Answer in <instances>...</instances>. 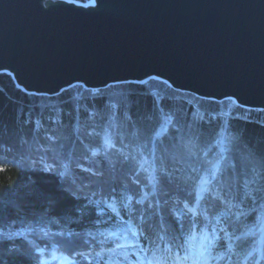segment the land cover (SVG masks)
Segmentation results:
<instances>
[{"label":"trees","instance_id":"obj_1","mask_svg":"<svg viewBox=\"0 0 264 264\" xmlns=\"http://www.w3.org/2000/svg\"><path fill=\"white\" fill-rule=\"evenodd\" d=\"M163 81L114 83L100 88V93L76 83L63 93L33 95L10 73L0 72L2 264H36L39 254L35 246L46 249L44 257L50 256L53 246L69 254L87 252L90 244L93 255L101 247H112L111 241L98 243L107 235L103 229L118 228L117 217L105 201L114 202L123 219L130 214L134 225L140 224L143 213L141 227L155 238L161 218L166 226L174 225L173 210H181L184 202L193 206L194 195H188L194 187L190 177L198 181V176L191 168L201 167L199 175H203L210 166L207 162L219 159L221 147L227 151L217 173L220 199L206 195L198 210H206L213 223L220 216L219 226L234 233L233 248L239 255L229 258L221 247L217 251L224 259L219 264H264V249L258 251L264 235V109L247 108L230 98L219 101L197 96ZM162 115L170 116L172 123L153 143ZM106 129L115 145L107 151L103 148ZM49 136L54 139H47ZM97 148L100 153L94 157L91 151ZM42 157L46 163L56 164L53 173L40 171ZM63 164L68 165V172L61 177ZM153 176L156 180L150 183ZM144 193L147 199L137 204ZM222 201L236 205L226 219L223 214L228 209ZM240 212L245 215L237 219ZM197 219L206 222L202 215ZM148 225L156 230L149 232ZM249 230L254 234L243 235ZM20 231L25 236L13 235ZM237 236L241 239L235 240ZM248 252H253L251 257ZM117 257L119 252L113 259Z\"/></svg>","mask_w":264,"mask_h":264},{"label":"water","instance_id":"obj_2","mask_svg":"<svg viewBox=\"0 0 264 264\" xmlns=\"http://www.w3.org/2000/svg\"><path fill=\"white\" fill-rule=\"evenodd\" d=\"M165 1L123 0L118 5L101 0L103 11L112 7L118 16L80 10L45 16L28 5L38 19L58 24L61 31L19 19V10L11 12L0 21V30L8 31V38L0 39V72L13 76L4 68L10 64L26 79L22 83L27 88L13 76L19 86L48 95L74 83L96 89L149 76L168 81V75L175 81L168 83L178 90L216 100L234 96L241 106L264 109V0H182L184 6L162 12ZM7 2L0 0V7ZM138 5L137 11L144 7L160 11L168 22L132 20L130 10ZM19 7L27 8L22 1ZM14 15H18L14 26L8 28L7 19ZM33 49L44 52L45 59L32 58L37 56ZM90 55L95 60L85 58ZM198 62V73H190L186 63ZM76 75H83L87 82L73 81ZM64 81L60 89L55 88ZM34 85L51 91H37Z\"/></svg>","mask_w":264,"mask_h":264},{"label":"snow or ice","instance_id":"obj_3","mask_svg":"<svg viewBox=\"0 0 264 264\" xmlns=\"http://www.w3.org/2000/svg\"><path fill=\"white\" fill-rule=\"evenodd\" d=\"M156 80L159 81L160 77L158 76H149L146 80H140L137 83L140 85H146L149 81ZM165 85L171 87L168 84V81H163ZM106 87H112L111 85H106ZM92 91L93 93H100L102 90L99 88L96 89H86ZM66 89H60V92H65ZM33 95H35L33 93ZM159 103V102H157ZM115 108L116 105L111 106ZM161 112L163 110L161 109ZM163 123L160 125L159 131L156 132V136L153 138V143L156 138H159L161 134L168 131V125L172 123V119L168 115H162L161 117ZM40 121H35L37 128L40 127ZM47 139L52 140L54 137H47ZM222 142L218 141V144ZM115 145L112 141V134L107 131L104 132L103 136V148L105 151L108 149L114 148ZM47 151V150H45ZM154 151V149H153ZM227 151L226 148L221 147V150L218 154L219 159L215 162L208 161L210 165L205 168L203 175H199L201 172V167H192L191 171L196 173L198 176V181L196 177H190L193 181V191L189 192V197L194 195V204L190 206L188 202L183 203V208L179 211L173 210L171 213L174 225L172 223L165 225L163 218H161V223L159 229L156 230L152 225H148V231L151 232L156 230V237L150 238L149 235L145 233V230L141 225L144 224L143 213H141L140 224H133V217L129 214L127 220L121 217L120 212L117 210L115 203H107L105 201L106 207L111 209V211L117 217V226L118 231L109 232L106 236L104 233H100L101 236H105L104 240L98 241L99 244L103 245L109 241L112 243V247L104 248L101 247V250L95 252L93 255L92 246L89 244V250L85 251H71L69 254H65L63 251H59L55 246L51 249L50 256L44 258V253L46 249H42L38 246H35V251L39 254L36 259V264H81V261H86L87 264H124V261H127V264H219V261L224 259V256L218 254V249L221 247L226 248L225 255L229 258L231 255H239L236 253L233 248L234 244V233L230 234L225 227L219 226L221 224V217H215V223L208 218L207 211H199L201 203L205 200L206 195L211 194L213 199H220L219 194L216 190V185L218 183L217 173L219 171V161L225 159L224 153ZM100 153V149H93L91 151L92 156H97ZM194 159H198L195 153H191ZM125 160L128 159L127 156L124 157ZM135 159V157H133ZM21 163L24 162L21 160ZM64 171L60 172L61 177L65 176L68 172V165L63 164ZM83 171H91L89 168H85L82 165H78ZM140 167L143 168V163L140 164ZM56 164H48L44 161L43 157L41 158V168L40 171L45 173H53L55 171ZM3 171V169H0ZM95 175V173H93ZM10 179V177H9ZM156 180V177L153 176L150 178V183ZM3 185V182L0 181V186ZM148 194L144 193L140 200H137V204H142L145 199H147ZM132 197H128L129 203H131ZM99 203V201H97ZM225 203L228 209V212L223 214L225 219L228 214H230L231 208L236 206L229 201H222ZM159 204V202H157ZM3 201H0V217L3 215ZM151 207V204H149ZM125 208H128V204H125ZM131 209H129V213ZM158 214V213H157ZM203 216L204 221L202 222L197 219L198 216ZM240 215H245L244 212H240L237 216V219ZM219 226V227H218ZM139 229V230H138ZM28 231H31L29 229ZM220 233H223L221 236ZM254 233L249 230V232L244 233L243 235H252ZM16 236H25L24 231L14 233ZM45 236L48 233H44ZM59 235H64L60 233ZM68 235H72L68 233ZM91 235V234H89ZM141 237H143V243L141 242ZM123 238L124 243L117 242ZM95 239V237H93ZM241 237H235V240H239ZM224 242L221 244L220 242ZM85 244H88V241H85ZM59 251V255L57 252ZM256 251V249H253ZM119 252L120 257L113 259V256ZM253 252H248L247 256L251 257ZM107 255V259H105ZM134 256L135 260L133 261L130 257ZM79 257L80 259H77ZM2 264V262H0ZM255 264H259V261H256Z\"/></svg>","mask_w":264,"mask_h":264},{"label":"bare ground","instance_id":"obj_4","mask_svg":"<svg viewBox=\"0 0 264 264\" xmlns=\"http://www.w3.org/2000/svg\"><path fill=\"white\" fill-rule=\"evenodd\" d=\"M21 1L25 3L27 8H23L20 10V5H21ZM113 2H115L116 4H120L123 2V0H113ZM162 3V2H161ZM29 6H33L34 9L39 12L40 14H43L45 16H57L62 12H66V10H80L81 12H85L86 14H99V13H104L107 16H118L119 14H115L113 11H115V9H113L112 7H110V9L106 12L103 11L102 9V2L101 0H88V1H78V0H8V2L0 7V21L1 20H5L6 16H8L11 12L14 11H18L21 12L22 16H19V19H21V17L28 19L29 21L33 22L36 21L39 26L42 27H47L50 28L51 30H56V31H61L60 26L58 24H50L47 22H44L40 19H38L35 15V12L28 7ZM164 9L162 10L165 12L169 11V8L171 7L172 11L176 6H184L185 3L182 0H175L173 2L170 3L169 0H166L164 2ZM121 7V6H120ZM122 8V7H121ZM137 8H141L139 5L137 7H133L132 10H130V12L132 13L133 19L132 20H136L139 21L140 17L141 19H143L144 21H152V22H168L165 21L164 18H167L165 15H163L160 11L155 12L154 10H151L150 8H146L144 7V10L142 11H137ZM109 11H111V13H108ZM16 16L18 15H14L12 19L8 18L7 19V23L10 25V27L8 26V28H11L12 26H14L12 23L14 22V19L16 18ZM31 16V17H30ZM90 22H94V21H90ZM112 25H115L114 22L111 23ZM3 25L2 23H0V26ZM8 31L5 30H0V39H4L5 37L8 38L7 35ZM81 43V42H80ZM14 50L15 49H11ZM99 51H103L102 48L99 49ZM184 51L186 50H182V53H184ZM171 52H178V50H173L170 51ZM29 56L31 55V51L28 52ZM32 53L34 55H37L35 57V59H45V53L41 52V51H37L35 49L32 50ZM103 53H106L105 51ZM3 56V52H0V56ZM111 55H113V51L111 53ZM187 56V55H186ZM184 56V57H186ZM92 56H85L86 59H90ZM80 58H84L80 57ZM186 58H190L189 56H187ZM196 58V57H195ZM47 59V58H46ZM92 60H95L94 57L91 58ZM51 60V59H49ZM6 66H4V68H7L6 70H9L10 72H12L13 76L15 77V79L17 80V82L21 85H23L24 87H26V84L22 83L25 82L26 79L24 78H20L21 75L18 74L17 70L15 69V67H13L10 64H5ZM199 65L196 64L195 66L192 63H186V66L188 68H191V72L192 74H197L199 68H197V66ZM2 66V67H3ZM167 76V77H166ZM164 77H166L168 79V81H171V83H175V81L173 80L172 77L166 75ZM80 78H83L85 82H87V78L85 79L83 75L79 76L76 75L74 77L73 81H78L81 80ZM82 82V81H81ZM64 82H60L55 88L60 89L64 84ZM22 86V88H23ZM34 87L37 91H51V88H47V87H42V86H32ZM27 88V87H26ZM223 100V99H222ZM220 101V100H219Z\"/></svg>","mask_w":264,"mask_h":264},{"label":"rangeland","instance_id":"obj_5","mask_svg":"<svg viewBox=\"0 0 264 264\" xmlns=\"http://www.w3.org/2000/svg\"><path fill=\"white\" fill-rule=\"evenodd\" d=\"M74 84H76V83H74ZM84 85V84H83ZM230 99H232L234 102H236L237 103V100H236V98L234 97V96H231V97H229ZM116 231H118V228H116ZM103 232H105L106 234H108L109 232H114V231H112V229L111 228H106V229H103ZM48 258V257H47Z\"/></svg>","mask_w":264,"mask_h":264}]
</instances>
